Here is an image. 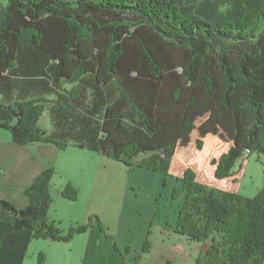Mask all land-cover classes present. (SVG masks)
Segmentation results:
<instances>
[{
    "label": "trees",
    "instance_id": "obj_1",
    "mask_svg": "<svg viewBox=\"0 0 264 264\" xmlns=\"http://www.w3.org/2000/svg\"><path fill=\"white\" fill-rule=\"evenodd\" d=\"M219 2L208 20L186 0L0 2V127L165 173L182 184L175 230L209 242L196 264H264V187L239 193L249 156H264V0ZM55 171L22 209L0 198V222L59 242L91 229L94 216L67 230L49 218ZM60 193L78 198L72 183ZM96 217L126 264L131 247Z\"/></svg>",
    "mask_w": 264,
    "mask_h": 264
},
{
    "label": "crops",
    "instance_id": "obj_2",
    "mask_svg": "<svg viewBox=\"0 0 264 264\" xmlns=\"http://www.w3.org/2000/svg\"><path fill=\"white\" fill-rule=\"evenodd\" d=\"M186 1L196 4L197 13H208L205 14L207 19L213 18L220 6L219 0ZM204 2L205 7L202 6ZM201 7H204L205 11ZM73 147L78 148L75 145ZM62 152L61 148L52 143L19 145L8 130L0 127V198L9 199L19 209L26 207L30 200L24 189L31 185L34 178L45 168H57ZM103 164L100 162L101 166ZM67 165L70 167L67 168ZM111 165L117 166L127 182L125 189H121L114 196L108 195L103 172L95 175L88 171L86 166L80 168L76 164L72 166L70 161L66 164L63 161L59 169L63 171L66 166L65 173L78 175L85 191L84 196L88 197L89 202L82 210L76 207L78 211L75 209L76 204H73L68 213L66 202L59 197L63 183L55 193L51 187L54 201L50 207L49 218L61 223L68 216L69 223L72 220L71 222L78 225L86 222L94 214L101 216L104 207H113L118 215L115 222L109 221L112 224L109 232L116 238L121 250L127 246L131 247L130 252L125 255L126 264H146L148 263L146 256L150 254H153L150 256L155 261L151 263L164 264L165 261L171 260L175 264H195L196 258L205 251L208 243L190 241L175 230L178 221L176 209L177 206H181L182 198L173 204L171 194L175 189L181 190L182 184L165 173L152 169L127 167L118 162ZM167 180L168 187L164 188L163 184H166ZM141 199L145 200L147 208L144 212H139L137 217L130 204ZM169 204L174 207L172 213L167 211ZM161 211L165 213L162 214ZM68 226L63 229L66 230ZM31 232L29 228L14 229L0 222V264H37V256L41 251L46 255L47 264H123L113 242L105 238L96 220L93 221L91 229L82 235L79 233L74 236L69 246L62 248L63 252L55 245V242L59 241L33 239ZM146 236H149L150 250L140 255L141 245ZM83 240H86L85 249L82 248ZM76 247L79 248L76 256L80 254V257L74 260L71 254Z\"/></svg>",
    "mask_w": 264,
    "mask_h": 264
},
{
    "label": "rangeland",
    "instance_id": "obj_3",
    "mask_svg": "<svg viewBox=\"0 0 264 264\" xmlns=\"http://www.w3.org/2000/svg\"><path fill=\"white\" fill-rule=\"evenodd\" d=\"M6 1L7 0H0V2H2V3H5ZM213 1H217V0H213ZM202 6L205 7V2L203 3ZM204 7L203 8L201 7V9L205 11ZM198 14L203 16L206 20H208L206 17V15H208V13L200 12ZM41 124L44 127H50L51 123H50V120L46 114L43 115V117L41 119ZM73 146L74 145L70 144L65 149H63V152H62L63 155H61L58 159L57 168H55L56 171L54 173L55 174L54 175V181L52 182V186H51L54 193H55V190H57L60 187V184L62 185V183H63V186H62V188L60 187V190H62L64 187H66V185L69 183H73V185L76 186V190L78 191L77 200L76 199L75 200L66 199L64 197L59 196L61 200L66 202V204H67L66 208H67L68 213L72 209L73 204H76V206H75L76 211H78L77 208L82 210L84 207H86L87 203L89 202L88 201L89 199H88V197L84 196L85 191L80 184L81 180L78 177V175H74L71 172H69V174L65 173L66 166L64 167L63 171L59 169L60 166L63 165V161H65V164L67 163V161H70V162H72V166H73V164H76L77 166H80V168L82 166H86L88 171H91L95 175L97 173L99 174V173L103 172V174H105V176H103L104 183L107 186V190L109 191L108 195L110 194V196H114V194H117L118 191H121V189L122 190L125 189V185L127 184L125 177L123 178V175L120 174L121 172L118 171L117 166L111 165V164L116 163V162L121 164L122 162L110 159L106 155H101L99 153L93 152V151L88 150V149L82 150L81 148H79V150H80L79 151L78 148H75ZM258 156L259 155L257 153H252L249 156L248 162H246V165H245L244 177H242L240 185H239V193L244 194L245 196H253V195H255V193H257L259 191V189L261 190L264 187V156H260V158ZM100 162L104 163L103 166L100 165ZM239 162L236 163L235 168H234L235 170L238 169ZM68 167H70V166L67 165V168ZM72 168L74 171V167H72ZM72 176H73V178H72ZM87 183H88V181H87ZM83 186L85 187V185H83ZM79 187L81 189V193H79V190H78ZM163 187L164 188L168 187V180L166 181V184H163ZM60 190H59V193H60ZM161 197H162V195H161ZM171 197H172L171 201L173 202V204L175 202L179 201L181 198H182V204H183V195L182 196L179 195L178 197H173L171 194ZM182 204H181V206H182ZM130 205L133 206V209L135 210V216H137V217H139L138 216L139 212H144L147 208V204L145 203V200H143V199H141V201H138V202L135 201L134 204H130ZM171 205L170 204L167 205L168 213H172V211H173L174 207H173V205L172 206ZM181 206H179V207L177 206V209H176L177 212H179V209ZM163 209H164V207H163ZM114 211H115V208H113V207H109V208L104 207L103 211H102V215L99 216V218H100L99 220L106 227L108 232L109 231L111 232V228H112V224H110L109 221L113 222V220H114V222H115V219H117L118 214L115 213L116 211L115 212ZM161 213L164 214L165 211H161ZM93 216L95 217L94 220H96L97 215L94 214ZM64 219L65 220L61 223L59 221L57 222L62 229H63V227H67L68 225L70 226L72 223L75 224V222H71L72 220L69 223V220H67L68 216ZM98 227H99V225H98ZM83 233H85V232H83ZM76 235H74V236H76ZM80 235H82V233ZM73 237L68 242H62V243L55 242L56 243L55 245H58L59 249L62 250V252H63L62 248L64 246H69L68 244H70ZM207 243L208 244H207L205 251L207 250V248L209 246V242H207ZM85 245H86V240H83V243H82L83 249H85ZM77 253H79L78 247L74 248V250L71 254L72 258H74V260H75V258L80 257V254L78 256H76ZM145 253L140 252V255L145 254ZM150 255L146 256L147 260H148V263H146V264H150L151 262H155L154 260H152V257H151L153 254L151 256ZM168 261H171V260L165 261L164 264L167 263ZM151 264H157V263H151ZM173 264H175V263H173ZM195 264H196V262H195Z\"/></svg>",
    "mask_w": 264,
    "mask_h": 264
}]
</instances>
